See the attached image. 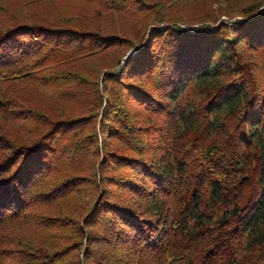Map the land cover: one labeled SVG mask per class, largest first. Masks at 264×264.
Segmentation results:
<instances>
[{"label": "trees", "instance_id": "1", "mask_svg": "<svg viewBox=\"0 0 264 264\" xmlns=\"http://www.w3.org/2000/svg\"><path fill=\"white\" fill-rule=\"evenodd\" d=\"M0 264H264V0H0Z\"/></svg>", "mask_w": 264, "mask_h": 264}, {"label": "rangeland", "instance_id": "2", "mask_svg": "<svg viewBox=\"0 0 264 264\" xmlns=\"http://www.w3.org/2000/svg\"><path fill=\"white\" fill-rule=\"evenodd\" d=\"M196 4H200V2H194L193 1V3L192 4H188V6H187V8L186 9H189L188 7H190V8H195L194 6L196 5ZM207 6H211L212 7V9H216L217 8V4H210V1H209V3H207ZM219 22H223V23H225V22H231V19L229 18V17H227V16H221L220 18H219ZM192 28H195V29H192ZM192 29V30H191ZM197 29H196V26L195 27H191L190 28V31L191 32H195ZM132 54H134V50H132L131 52H129V53H127L125 56H129V55H132Z\"/></svg>", "mask_w": 264, "mask_h": 264}, {"label": "built area", "instance_id": "3", "mask_svg": "<svg viewBox=\"0 0 264 264\" xmlns=\"http://www.w3.org/2000/svg\"><path fill=\"white\" fill-rule=\"evenodd\" d=\"M224 24H229V22H225ZM192 29H195V28H192ZM192 29H191V30H192Z\"/></svg>", "mask_w": 264, "mask_h": 264}]
</instances>
